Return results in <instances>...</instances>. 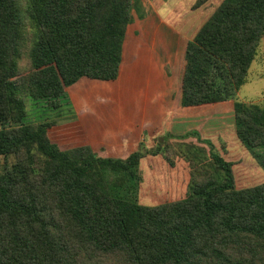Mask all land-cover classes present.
<instances>
[{"label":"trees","instance_id":"16d2710c","mask_svg":"<svg viewBox=\"0 0 264 264\" xmlns=\"http://www.w3.org/2000/svg\"><path fill=\"white\" fill-rule=\"evenodd\" d=\"M141 4L0 0V158L22 159L0 174V264H264V182L237 188L212 140L197 135L218 181L195 167L182 196L144 204L143 153L103 158L78 124L25 122L27 98L59 109L79 80L119 78ZM214 18L186 48L183 108L234 99L264 39V0ZM234 118L241 145L264 154V107L236 102Z\"/></svg>","mask_w":264,"mask_h":264},{"label":"rangeland","instance_id":"374dc122","mask_svg":"<svg viewBox=\"0 0 264 264\" xmlns=\"http://www.w3.org/2000/svg\"><path fill=\"white\" fill-rule=\"evenodd\" d=\"M140 1L142 17L139 12H133L135 21L128 28L119 80L97 81L99 83L91 81L88 86L87 82L82 81L73 88L74 91H66V96L60 100L62 104L59 109L49 106L46 100L27 98L28 117L25 122H52L74 117L79 112L90 135L89 130L96 132L97 128L99 132L107 131L117 136L124 145L121 149L123 154L119 150L115 154L118 157H111L109 154L115 151L106 153L105 147L101 150L103 146L95 144L102 153L101 157L124 159L135 152L143 153L140 163V196L144 204H156L163 199L172 200L182 196L191 183V173L195 167L213 171L215 181H218L220 172L214 169L209 150L205 148L206 145L198 142V136L212 140L216 151L234 163L237 188L263 183L264 154L252 156L237 139L234 104L241 102L264 107V39L249 70L247 82L234 99L207 108L183 110L176 116L172 112L166 114L173 91L170 89V93L164 96L163 92L166 91L159 89L161 91L156 93L157 98L150 100L145 86L147 81L144 71L150 73L149 78L153 75L152 86L159 84L155 78L156 66H150L149 62V51L153 49L148 48L151 39L155 35L168 39L167 48L166 42L158 43L162 60L167 52V64L164 62L166 66L163 63L162 67L167 73L168 87H178L176 97L179 95L181 99L186 48L203 25L215 19L220 9L230 0ZM162 127L166 129L161 130ZM132 139L138 143L130 144ZM157 149L162 152L157 155L148 154ZM20 160L16 156H10L8 160L0 158V174Z\"/></svg>","mask_w":264,"mask_h":264},{"label":"crops","instance_id":"0c3cea01","mask_svg":"<svg viewBox=\"0 0 264 264\" xmlns=\"http://www.w3.org/2000/svg\"><path fill=\"white\" fill-rule=\"evenodd\" d=\"M151 40H152L151 46L149 45L148 48L151 47L153 49L149 51V54H151V56H150L151 59H150L149 62H150V66L151 65L152 66H156V68H155V78L158 80L159 84H157V86H152L153 75H151V77L149 78L150 73L148 71H144V72H146V77L148 76L147 78L145 77V79L147 81L145 86H146V90L148 91V96H149L150 100L154 99L155 97L157 98V94L156 93L161 91L159 89H163V90L166 91V93L163 92L164 96L168 95L170 93V89H171L173 91V95H172V98H171L172 102L169 104V107H168V109H170V110H168L167 107H166V114L168 112H172V115L176 116V115H178L179 112H181L183 110L202 109V108L189 109V108H183L181 106V104H180L181 99H180L179 95H178V97H176L177 94H178V87H176L175 85H173V86L171 85V87H168V85H167V73H166V71H164V67H162L164 62L167 64V52L164 53V60H162V51H161L160 44H158V43L161 42V41L166 42L165 48H167L168 39L167 38H162L160 35L159 36L155 35ZM123 63H124V60L122 62V68L120 69L121 72L123 70ZM165 63H164V65L166 66ZM153 70H154V68H153ZM121 72L119 74V78L121 76ZM119 78H118V80H119ZM82 81L83 82H87L86 86H88L91 81L92 82H97L96 80L83 78V79L79 80L75 85L70 86L67 89V92H68V90L70 91L71 89L74 91L73 88L76 87L77 85H79ZM112 82H114V81H112ZM97 83H99V82H97ZM160 85H162L161 88H160ZM67 92H66V94H67ZM66 94H65V96H66ZM164 102H165L164 98H162V103H164ZM80 115H81V113L77 112L76 115H74V117L72 116V117H68V118H65V119H61V120H53L52 123H55V124H57L59 126L60 125H67V124H78L79 125V135L77 137L79 139L86 140L88 142V144L91 146V148L99 156L102 153H100V150L97 149L98 148L97 146L95 147V144L96 145L99 144L100 146L102 145L103 148L101 150H103L104 147H105V149H104L105 151L104 152H106V153H109V152L112 153L113 151H115L116 153L109 154L111 157H118L119 155L117 156L115 154H117L119 152V150L121 151V154H123V150H121V149L124 148V145H123L122 141H120V139L117 138V136L116 137L112 136L111 133H109L107 131L99 132V131H97V128H96V132H93L92 129L89 130L90 133H91V135H90L88 130H87V128H86V126H85L84 121L81 120V116ZM37 124H42V123L40 122V123H37ZM165 127H162L161 130L162 129L165 130L166 129ZM133 143H135V140L132 139L130 144H133ZM137 143L138 142H136L135 145ZM108 147L109 148L111 147V148L109 149ZM122 156H124V155H122Z\"/></svg>","mask_w":264,"mask_h":264}]
</instances>
